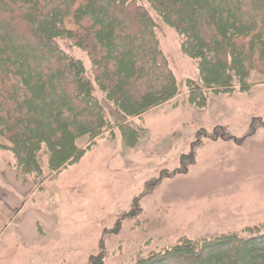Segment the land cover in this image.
Returning a JSON list of instances; mask_svg holds the SVG:
<instances>
[{
  "label": "rangeland",
  "instance_id": "rangeland-1",
  "mask_svg": "<svg viewBox=\"0 0 264 264\" xmlns=\"http://www.w3.org/2000/svg\"><path fill=\"white\" fill-rule=\"evenodd\" d=\"M136 1L157 17L147 0ZM167 3L182 15L188 12L181 0ZM79 8L77 3L74 10ZM66 18L53 17L83 33L77 15ZM8 19L22 28L16 16ZM157 22L159 47L178 84L171 100L141 116L124 117L93 81L108 127L93 145L88 135L76 139L86 152L51 177L46 155L41 181L17 170L10 144L0 135V264H166L185 258L184 264H228L242 243L233 241L227 255L218 252L228 236L264 234V73L251 70L244 86L236 74L233 90L209 89L204 83L220 80L203 76L200 57L211 52L205 36L196 41L197 52H186L182 32ZM225 22L228 38L251 41L255 49L264 45L262 36L251 38L235 21ZM112 33L100 34L102 46ZM84 35L90 41V30ZM57 41L93 78L87 51L65 35ZM109 69L110 90L136 104L138 95L128 88L131 75L121 81L125 70L112 63ZM195 88L201 96L193 95ZM118 123L136 131L124 134ZM31 138L57 149L63 145L61 157L70 154L52 129ZM248 245L240 255L249 264H264V242ZM172 250L178 254L167 255Z\"/></svg>",
  "mask_w": 264,
  "mask_h": 264
},
{
  "label": "trees",
  "instance_id": "trees-1",
  "mask_svg": "<svg viewBox=\"0 0 264 264\" xmlns=\"http://www.w3.org/2000/svg\"><path fill=\"white\" fill-rule=\"evenodd\" d=\"M147 1L157 19L147 6L136 0H0V135L9 142L15 167L24 176L41 181L46 171V155L49 176L60 172L81 159L87 150L79 148L76 139L88 135L93 145L108 127L107 112L96 97L93 81L124 117L141 116L175 96L178 84L159 47L157 20L182 32L186 52L192 48L197 52L196 41L205 36L211 52L200 57L203 76L205 80L210 77L220 80L211 86L204 83L209 89L233 90L236 74L242 86L251 70L264 73V58L260 56L264 45L255 49L251 41L230 39L224 32L225 21H235L251 38L258 34L264 40V0H181L188 8L183 15L173 5L169 6V0ZM77 3L80 8L74 10ZM56 14L64 20L68 14L77 15L83 33L69 30L62 24L63 20L55 22ZM12 16L20 20L22 28L8 19ZM109 29L113 33L102 46L100 34ZM87 30H90V41L85 42ZM64 35L73 46L87 51L94 79L87 76L80 60L60 47L57 38ZM11 60L19 61L20 66H12ZM111 63L125 70L120 78L117 76L121 81L128 79L127 74L131 75L128 88L138 95L136 104H127L108 87V79L113 76L109 69ZM192 93L202 95L200 88L193 89ZM116 126L124 134L136 131L130 125ZM51 129L55 140L66 144L68 156L59 155L63 145L57 149L51 142L31 138ZM234 236H228L229 242L223 243L218 252L227 255L228 246L235 240L241 241L233 250L235 259L231 258L228 264H249V258L240 253L252 239ZM254 239L255 248L257 243L264 242V234ZM220 240L224 242L226 237ZM174 250L167 255L178 254ZM178 260L172 259L166 264L188 261Z\"/></svg>",
  "mask_w": 264,
  "mask_h": 264
},
{
  "label": "bare ground",
  "instance_id": "bare-ground-1",
  "mask_svg": "<svg viewBox=\"0 0 264 264\" xmlns=\"http://www.w3.org/2000/svg\"><path fill=\"white\" fill-rule=\"evenodd\" d=\"M253 242V243H252ZM254 242H256V239H252L251 240V243H250V245L252 246V248L255 246V243ZM248 248H249V245H248ZM247 250H249V249H247Z\"/></svg>",
  "mask_w": 264,
  "mask_h": 264
}]
</instances>
